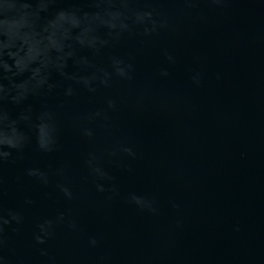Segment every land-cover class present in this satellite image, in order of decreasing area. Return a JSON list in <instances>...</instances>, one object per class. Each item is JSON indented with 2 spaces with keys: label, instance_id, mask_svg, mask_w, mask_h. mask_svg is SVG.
Returning <instances> with one entry per match:
<instances>
[{
  "label": "water",
  "instance_id": "water-1",
  "mask_svg": "<svg viewBox=\"0 0 264 264\" xmlns=\"http://www.w3.org/2000/svg\"><path fill=\"white\" fill-rule=\"evenodd\" d=\"M0 264H264V0H0Z\"/></svg>",
  "mask_w": 264,
  "mask_h": 264
}]
</instances>
